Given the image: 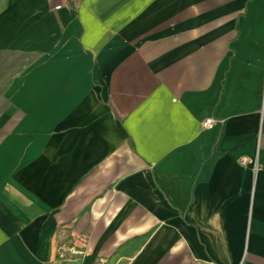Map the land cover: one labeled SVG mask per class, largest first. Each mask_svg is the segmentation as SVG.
I'll list each match as a JSON object with an SVG mask.
<instances>
[{"label":"crops","instance_id":"1","mask_svg":"<svg viewBox=\"0 0 264 264\" xmlns=\"http://www.w3.org/2000/svg\"><path fill=\"white\" fill-rule=\"evenodd\" d=\"M0 264H264V0H0Z\"/></svg>","mask_w":264,"mask_h":264},{"label":"built area","instance_id":"2","mask_svg":"<svg viewBox=\"0 0 264 264\" xmlns=\"http://www.w3.org/2000/svg\"><path fill=\"white\" fill-rule=\"evenodd\" d=\"M216 124V119H214V118H206L205 120H203V122H202V127L203 128H212L214 125ZM242 163L244 164V165H247L248 163H250V160L247 158V157H244L243 159H242ZM259 164L257 163V162H255L254 163V171L255 172H257L258 171V169H259Z\"/></svg>","mask_w":264,"mask_h":264}]
</instances>
